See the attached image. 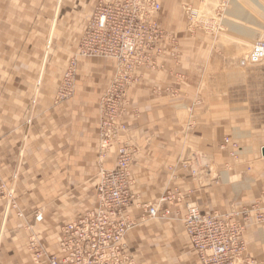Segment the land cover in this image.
Instances as JSON below:
<instances>
[{"label": "crops", "instance_id": "crops-1", "mask_svg": "<svg viewBox=\"0 0 264 264\" xmlns=\"http://www.w3.org/2000/svg\"><path fill=\"white\" fill-rule=\"evenodd\" d=\"M235 3L227 16L239 21L234 15ZM78 6L77 2L65 3L62 8L60 21L66 39L69 28L76 27L73 32L78 33L83 26L81 12H74ZM38 9L45 13L36 18ZM50 9V0H0V174L9 176L25 145L23 158L18 156L19 209L30 221L37 203L51 209L54 202L56 209L50 211L49 221L38 226L33 222L32 227V232L38 229L35 232L46 235L42 247L54 254L61 225L93 208L99 167L113 169L115 151L105 154V162L97 163V103L113 73L111 60L96 65L80 61L73 98L55 106L47 90L49 82L41 89L34 114L30 111L28 115ZM243 20L251 26L259 22ZM53 26L52 22L48 41L53 38ZM200 40L190 33H165L156 66L138 69L137 79L128 87L130 108L125 117L135 151L130 170L136 203L152 204L164 193L179 192L178 202L161 204L160 209L170 211L169 218H144V223L125 235L134 264H197L180 222L187 203L208 214L251 210L256 205L257 210L264 209V161L257 155L263 158L264 145L249 137L241 141V148L235 144L237 153L241 149L236 160L242 157L227 171L232 146L230 142L223 147L222 140L241 138L234 114L237 107H232L236 103L206 99L199 94L197 81L186 76L187 55ZM173 89L177 90L173 94L165 91ZM171 169L174 179H169ZM127 213L135 221L141 214L136 206ZM11 216L6 231L9 237L0 243V264H32L25 249L27 232L15 214ZM244 221V249L256 256L255 262L264 264L258 261L264 260V226L254 225L251 217Z\"/></svg>", "mask_w": 264, "mask_h": 264}, {"label": "rangeland", "instance_id": "rangeland-1", "mask_svg": "<svg viewBox=\"0 0 264 264\" xmlns=\"http://www.w3.org/2000/svg\"><path fill=\"white\" fill-rule=\"evenodd\" d=\"M50 1L51 9L46 12V18H49V25H47L46 33L43 37L44 43H41L40 56L38 54L39 65L36 67V79L32 93V101H30L31 103L29 104V107L27 109L29 110V116L30 111H32L34 114L35 109L38 106L37 104L42 91L41 89H43L49 82L51 83V87H48L47 90L50 89V94H52V102L55 106L61 105L73 98L78 81V71L81 67L80 61H89L91 64L96 65L98 63H101L100 61L111 60L113 70L115 66L113 59H101L96 57H91L96 58L91 59L84 57L87 58L84 60L80 59L83 58V56H78L79 41L84 33L86 22L93 12L96 4L107 3L114 0ZM159 1L161 3V16L157 17V21L162 30L163 36L165 35V33L171 35L175 31H179L180 33H190L201 39L200 42H196V46L193 48L192 52L187 55L188 71L186 73V76L188 78L190 77L191 79L197 81L196 84L200 87V89L198 90L199 94L206 97V99L216 101L217 99H225L228 103H236V105L232 107H237V112L234 113L236 114L235 120L237 121L235 122L239 129L238 133H242V135L238 134V136H241V138H234L235 141H233V138H231V136H228L222 140L223 146L227 145L228 143L230 144L231 142L230 145L233 149L231 150L229 146V149L231 151L229 152V159L231 163L226 167V170L230 171V169L232 168L231 166L238 162L242 157L241 156L236 160L237 155H241V149H238L239 152L237 153L235 150V144H237V147L241 148V141L243 142L245 141V138L249 137L248 139H250V141H254L255 143L258 142L260 145H264V71L258 67L248 66L247 63H244L247 68L239 67L244 66L240 63V61L251 53L252 49L259 41L264 40V0H257L259 4L263 6L260 8L250 0ZM75 2H77L80 6H78L74 10V12H81V18L82 20L84 19L83 26H81L82 31L80 29L78 33H74L73 31L76 30V27L75 29H73L74 27L69 28L67 32L69 37L68 39H66V36H64V32L66 33V31L63 29V25L60 21L62 8L65 3L73 4ZM235 2L238 3L240 7V10L237 11L238 18L241 19L239 21H234V18L230 17L232 18L231 20L227 16V12L232 9L231 4ZM187 9L191 12L195 10L197 12V16L194 17L192 14H190V12H186ZM44 13L45 11L43 9H38L34 17L37 18L38 16H43ZM247 18H252L255 21L259 20L258 25L251 26L247 21L243 20ZM227 21L231 23L230 25H235L241 30H250L253 35L251 37H248V40H244L241 34L234 33V30L236 28L233 26L234 30L231 29L230 25L226 24ZM38 22L39 21L37 20L36 23ZM52 22L55 23L52 31L53 38H51V41H48ZM38 29H40V27H37V30ZM47 47H50L48 54H46ZM159 48L162 52L161 41L159 44ZM37 49L39 48L36 45V50ZM159 56L155 57V62L157 61ZM73 60L76 64L75 67L71 63ZM98 60L99 62H97ZM196 70L197 72H194ZM259 70L261 71V73H259ZM70 72L71 74H69ZM112 76L113 73L108 83L105 85V87H103L97 103L98 148L96 157L97 163L99 162V164H102L106 161L107 155L112 149L115 151L114 164L115 160L117 161L119 158L118 150L120 147L126 148L129 153H131L132 158L134 157L135 152L134 146L129 142L130 130L125 117V114L128 113L130 108L129 102L127 100V94L129 91L127 88L122 90L116 89L115 91H113V89H110L109 87L111 85ZM106 91H108L109 94L112 93L110 95L109 101L110 108H115L117 110V113L121 114L120 122L124 123L126 127L124 131L120 130L118 132H115L113 129L111 130V143L109 149L106 151L107 155L101 157L102 152H99V138L100 132L103 127L102 121H100L99 103ZM165 91L171 92L173 94L177 90ZM229 106L230 105H228V107ZM228 135H231L230 130L228 132ZM225 141H228V143L225 144ZM24 148L25 145H23V148L20 149L19 155H21L22 158L24 154ZM223 151L225 150L223 149ZM257 155L258 160L264 161V157L262 158L259 153H257ZM18 156L16 157L14 163L15 169L10 170L9 176L6 178L0 174V227L2 229V237L0 238V243L4 242L6 237H9L6 235V231L9 228L10 219L12 217L11 215L12 213H14L18 221L21 223L22 228L27 232L24 242L26 252L30 257V261L32 264H39V262H36L34 260V254L38 252L39 247L44 246L42 245L44 243L41 240H43L46 235L38 234L37 232H35L38 231V229L34 231L35 233L32 232V227H34V223H36V225L38 226V224H41L44 221H49L50 211H53V208H56L54 207V202L51 203V209L47 207L45 208L43 203H37L38 209H34L30 213L32 217L30 220L31 222L28 221L27 217L19 209V202L17 201L16 197L17 183L20 174V166L18 167ZM22 158L20 160V163L22 162ZM16 168H19L18 172H16ZM99 169L106 170L101 166L99 167ZM214 171V168H212V176L215 177L216 174H214ZM169 172V179H174L172 169ZM15 173L17 174L16 177ZM11 184L13 187L11 186ZM166 194L167 193H164V195ZM157 201L152 203V205L156 204ZM167 204L172 205L173 201ZM187 204L185 205V212ZM37 214L41 215L42 222L35 221V217ZM183 218L180 221L182 227ZM260 226H264V223ZM183 230L187 237L189 247L191 248L184 227ZM191 251L195 256L196 263L199 264L196 254L194 253L192 248ZM243 256H250L246 249L244 250ZM250 257L257 259L256 256ZM258 261L261 263L264 262V260L259 259Z\"/></svg>", "mask_w": 264, "mask_h": 264}, {"label": "built area", "instance_id": "built-area-1", "mask_svg": "<svg viewBox=\"0 0 264 264\" xmlns=\"http://www.w3.org/2000/svg\"><path fill=\"white\" fill-rule=\"evenodd\" d=\"M109 4L95 9L89 21L93 31L87 32L82 37L81 54L87 58L114 59L116 72L109 88L115 91L128 88L135 80V70L147 66L146 54L160 53L153 43L162 33L158 34L155 30L156 24L149 18L141 19L137 16L156 14L160 10L157 0H124V4L121 2ZM112 15L117 16L120 23L127 22L133 31L132 34L148 33L152 39V46H137L132 39L122 41L115 31H124V29L122 25L111 21ZM240 63L244 66V63H247L248 66L258 67L264 71V40L259 41ZM111 94L106 91L99 103L100 121L103 127L99 138L101 157H104L109 149L111 130L124 131L126 127L120 122L121 114L109 106ZM118 153L119 158L115 160L114 168L108 171L101 169L98 173L92 210H87L77 220L63 224L59 229L56 252L43 254L42 251H38L34 254L36 262L39 264H134L124 244L125 235L138 227L144 218H169L170 212L167 210L157 212L152 204L135 203L137 196L131 190L133 180L130 172L133 158L124 147H120ZM178 197L177 190L173 194L167 193L159 199L158 204L179 201ZM131 206H136L141 212L140 218L136 221L131 220L127 213V209ZM257 213H259L257 205L251 210L208 214L201 212L193 204H187L183 227L199 264H229L228 261L232 259L242 261L241 264H252L253 258L243 256L245 244L242 239L245 228L241 222L251 217L254 225L263 224L264 217ZM236 217L239 218V223L234 221ZM35 220L40 222L41 215L37 214ZM211 232H213L212 236ZM219 238L223 241L220 242ZM213 249H217V252H213Z\"/></svg>", "mask_w": 264, "mask_h": 264}, {"label": "bare ground", "instance_id": "bare-ground-1", "mask_svg": "<svg viewBox=\"0 0 264 264\" xmlns=\"http://www.w3.org/2000/svg\"><path fill=\"white\" fill-rule=\"evenodd\" d=\"M158 1V3H159V5H160V10L155 14H152V13H149L148 15H144V14H139V15H137L139 18H141V19H146V18H149V20L151 21V22H153V23H155L156 24V26H155V30H157L158 31V34H160V33H162V30H161V28H160V26H159V24H158V21H157V17L160 15V12H161V3H160V1L159 0H157ZM250 1H252L254 4H256L259 8L260 7H263V6H261L260 4H259V2L257 1V0H250ZM117 2H121V4H124V0H114V1H111V2H107V3H97L96 4V6H95V8H94V10H93V12L91 13V15H90V17H89V19L87 20V22H86V26H85V30H84V33H83V35H82V37L87 33V32H89V31H93V29H91V27L89 26V24H90V19L92 18V16L94 15V12H95V9L97 10L100 6H104V5H110L109 3H111V4H113V3H117ZM234 6H235V8L237 9H235L234 10V15H237L238 14V12L237 11H239L240 10V7H239V4L238 3H235L234 4ZM242 6V5H241ZM186 12H190V14H192L194 17L195 16H197V12L195 11V10H193L192 12L190 11V10H188L187 9V11ZM152 14V15H151ZM237 18H238V15L236 16ZM111 21L113 22V23H115V24H120V25H122V27H123V29H124V31H115L116 33V35H118L121 39H122V41H124L125 42V40H128V39H132V42L135 44V45H137V46H148V47H151L152 46V39L149 37V35H148V33H146V34H142L141 32H139L138 34L137 33H133L132 34V29H131V27H130V25L127 23V22H123V23H120V19L117 17V16H114V15H112L111 16ZM226 24H228V25H230L231 23L229 22V21H227V23ZM233 26L236 28L235 30L233 29ZM230 27H231V29H233L234 30V33H239V34H241L242 36H245V37H251L252 35H253V33L250 31V30H241L240 28H237L235 25H230ZM160 30H158V29ZM126 34H130V35H126ZM162 36H163V33H162V35L161 36H159L156 40H154V43H153V46L155 47V49H159L160 50V53H158V52H151V53H149V54H146L145 56H146V59H147V66L146 67H143V68H154L156 65H155V57H158L162 52H161V49L159 48V44H160V41H161V39H162ZM82 37H81V39H80V41H79V44H78V56H83L82 54H81V43H82ZM83 57H86V56H83ZM96 58H101V57H96ZM101 59H111V58H101ZM113 61H114V59H113ZM72 65H74V67L76 66V64H75V61L73 60L72 62ZM114 64H115V66H114V70H113V76H112V78H111V81H112V79H113V77H114V75H115V72H116V63H115V61H114ZM140 68H142V67H140ZM140 68H137L136 70H135V73H134V76H135V80L137 79V75H136V73H137V70L138 69H140ZM135 80L131 83V84H133L134 82H135ZM130 84V85H131ZM129 85V86H130ZM128 89V88H127ZM69 96V95H68ZM65 98V97H64ZM225 144H227L228 143V141H225L224 142ZM264 148V147H263ZM262 150V149H261ZM264 157V156H263ZM131 168V167H130ZM130 172H131V170H130ZM132 177V176H131ZM137 202V201H136ZM135 202V203H136ZM156 209H157V212H163V211H165V210H167L168 212H170L167 208L166 209H160V207H161V204H158V202L156 203V204H154L153 205ZM187 208V207H186ZM92 209H90V210H88V211H91ZM236 212H239V211H236ZM258 212L259 213H257L259 216H263L264 217V209H262V210H258ZM186 214V213H185ZM237 214H239V213H237ZM38 215H40V214H38ZM247 216V215H246ZM184 217H185V215H184ZM168 217H166L165 219H167ZM131 219V218H130ZM150 219V218H149ZM156 219V218H155ZM163 219V218H162ZM184 219V218H183ZM263 219V218H262ZM131 220H133V219H131ZM36 221V220H35ZM236 223H239V218L238 217H236L235 218V220H234ZM36 222H38V221H36ZM183 222V221H182ZM241 225L243 226V228H245V221L243 220L242 222H241ZM211 234V236H212V234H213V232H211L210 233ZM220 242L221 241H223L221 238H219L218 239ZM124 244H125V242H124ZM126 245V244H125ZM127 247V246H126ZM128 249V248H127ZM38 251H42L43 252V254H53V253H48L47 251H45L42 247H39L38 248ZM129 251V250H128ZM213 252H217V249H213ZM129 253H130V251H129ZM131 254V253H130ZM241 262L242 261H240V260H237V261H235V259H232V260H230V261H228V263L229 264H241ZM252 264H258L257 262H255V260L253 261V263Z\"/></svg>", "mask_w": 264, "mask_h": 264}, {"label": "water", "instance_id": "water-1", "mask_svg": "<svg viewBox=\"0 0 264 264\" xmlns=\"http://www.w3.org/2000/svg\"><path fill=\"white\" fill-rule=\"evenodd\" d=\"M261 154H262V156H264V148H262Z\"/></svg>", "mask_w": 264, "mask_h": 264}]
</instances>
